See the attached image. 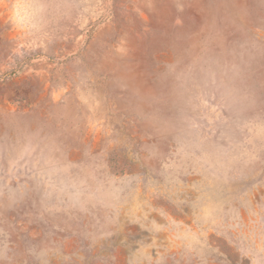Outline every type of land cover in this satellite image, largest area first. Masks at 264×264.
<instances>
[{
	"label": "rangeland",
	"instance_id": "rangeland-1",
	"mask_svg": "<svg viewBox=\"0 0 264 264\" xmlns=\"http://www.w3.org/2000/svg\"><path fill=\"white\" fill-rule=\"evenodd\" d=\"M0 264H264V0H0Z\"/></svg>",
	"mask_w": 264,
	"mask_h": 264
}]
</instances>
